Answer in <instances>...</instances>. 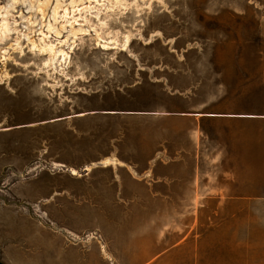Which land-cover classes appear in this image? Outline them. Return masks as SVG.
Wrapping results in <instances>:
<instances>
[{
	"label": "rangeland",
	"instance_id": "obj_1",
	"mask_svg": "<svg viewBox=\"0 0 264 264\" xmlns=\"http://www.w3.org/2000/svg\"><path fill=\"white\" fill-rule=\"evenodd\" d=\"M0 262L264 264V0H0Z\"/></svg>",
	"mask_w": 264,
	"mask_h": 264
},
{
	"label": "water",
	"instance_id": "obj_2",
	"mask_svg": "<svg viewBox=\"0 0 264 264\" xmlns=\"http://www.w3.org/2000/svg\"><path fill=\"white\" fill-rule=\"evenodd\" d=\"M89 168H90V167H86V168H84V171H83V172H87V171L89 170ZM0 264H5V263L0 262Z\"/></svg>",
	"mask_w": 264,
	"mask_h": 264
},
{
	"label": "crops",
	"instance_id": "obj_3",
	"mask_svg": "<svg viewBox=\"0 0 264 264\" xmlns=\"http://www.w3.org/2000/svg\"><path fill=\"white\" fill-rule=\"evenodd\" d=\"M213 212H217V211L214 210Z\"/></svg>",
	"mask_w": 264,
	"mask_h": 264
}]
</instances>
